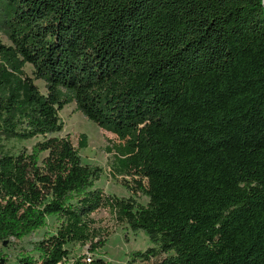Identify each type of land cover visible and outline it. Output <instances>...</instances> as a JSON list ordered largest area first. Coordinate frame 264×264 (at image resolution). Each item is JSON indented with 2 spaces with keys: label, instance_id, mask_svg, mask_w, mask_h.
Listing matches in <instances>:
<instances>
[{
  "label": "trees",
  "instance_id": "obj_1",
  "mask_svg": "<svg viewBox=\"0 0 264 264\" xmlns=\"http://www.w3.org/2000/svg\"><path fill=\"white\" fill-rule=\"evenodd\" d=\"M262 4L0 0V243L58 223L18 264H64L71 244L89 253L72 264H111L101 209L150 243L128 264H264ZM71 103L130 143L111 173L145 205L94 186L85 135L51 136Z\"/></svg>",
  "mask_w": 264,
  "mask_h": 264
},
{
  "label": "rangeland",
  "instance_id": "obj_2",
  "mask_svg": "<svg viewBox=\"0 0 264 264\" xmlns=\"http://www.w3.org/2000/svg\"><path fill=\"white\" fill-rule=\"evenodd\" d=\"M0 41L9 44V41L3 34H0ZM32 67L25 66V71L30 74ZM41 92L45 93L44 83L36 82ZM59 116L64 123V128L60 133L51 136H67L72 144L77 147V142L81 135L86 136V147L79 150V156L83 165L98 166L101 169L99 181L94 183L96 188H100L108 195L118 198L133 197L138 203L145 205L147 199L140 195H133L128 187L124 186L121 179H115L111 173V164L113 156L116 154H126L131 151L130 143L127 140L119 141L114 135L105 132L95 126L93 123L76 111L74 103L66 105L59 112ZM38 139L20 143L11 142L8 146L12 147L13 152L24 147L30 149ZM92 217L96 220V226L102 228L103 232L108 234L105 239V245L98 251L100 257L111 264H128L130 261V252L135 250H145L150 246L148 239L141 233L131 232L126 224L117 223L114 215L108 209H101L95 212ZM58 223L54 217L47 219V224L26 237L16 240L10 238L6 243H0V258L5 260L0 264H18V260L23 255L38 257V253L33 250L34 244L55 232ZM70 254L64 264H72L75 258L82 255H88V245L80 246L71 244L68 246ZM92 255V254H91ZM163 257V256H161ZM160 257V258H161ZM157 259H151L149 262H135L132 264H156Z\"/></svg>",
  "mask_w": 264,
  "mask_h": 264
},
{
  "label": "water",
  "instance_id": "obj_3",
  "mask_svg": "<svg viewBox=\"0 0 264 264\" xmlns=\"http://www.w3.org/2000/svg\"><path fill=\"white\" fill-rule=\"evenodd\" d=\"M262 5H263V9H264V0H263V4H262ZM5 243H6V242H4V244H5Z\"/></svg>",
  "mask_w": 264,
  "mask_h": 264
},
{
  "label": "built area",
  "instance_id": "obj_4",
  "mask_svg": "<svg viewBox=\"0 0 264 264\" xmlns=\"http://www.w3.org/2000/svg\"><path fill=\"white\" fill-rule=\"evenodd\" d=\"M87 261H89V260H87Z\"/></svg>",
  "mask_w": 264,
  "mask_h": 264
}]
</instances>
